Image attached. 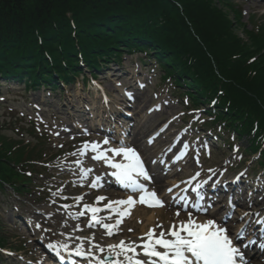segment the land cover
Listing matches in <instances>:
<instances>
[{
	"label": "trees",
	"instance_id": "16d2710c",
	"mask_svg": "<svg viewBox=\"0 0 264 264\" xmlns=\"http://www.w3.org/2000/svg\"><path fill=\"white\" fill-rule=\"evenodd\" d=\"M230 2L0 0V80L55 89L83 73L79 54L96 77L123 52H143L179 97L194 108L210 106L214 124L248 141L264 167V26L248 29ZM28 131L36 144L0 134V207L1 198L31 194L44 169V144L32 126ZM7 245L0 237V247Z\"/></svg>",
	"mask_w": 264,
	"mask_h": 264
},
{
	"label": "rangeland",
	"instance_id": "374dc122",
	"mask_svg": "<svg viewBox=\"0 0 264 264\" xmlns=\"http://www.w3.org/2000/svg\"><path fill=\"white\" fill-rule=\"evenodd\" d=\"M230 3L232 7H237L241 20L248 29L253 28L255 24L264 26V3L253 0H231ZM231 15L234 17L232 12ZM144 58L140 54H125L123 58L118 59L120 66L114 63L104 64V70L99 76V88L92 85L85 89L84 84L91 78L86 68L83 71L84 79L80 77L73 84L64 85V82H60L61 87L55 90H45L42 87L35 92H29L23 83L0 80V134L17 141L16 144L34 143L33 136L27 131L29 122H33L42 134L41 141L50 143L46 144L44 155L52 157L48 161V171H42L36 176L35 184L38 188L36 187L31 195L8 196L7 201L1 198L4 206L0 208V237L8 241L9 247H18L21 250L19 254H24L25 264L32 261L51 264L49 255L44 254V243L48 246L59 245L62 248L67 244L73 249L80 243L77 237H94L95 243L101 246L107 242L103 234H89L90 230L84 227L85 222L76 220L74 216V213L83 212L81 207L79 209L83 202L104 209L110 202L108 192L121 191L109 185L97 188L90 186L97 176L101 177V180L110 179L101 174L104 166L92 158L94 154L89 158H84L88 150L81 154V143L84 139L91 144L96 143L94 139L98 137L106 138L95 129L97 125L102 124L105 129L113 131L117 138L130 141L138 132L144 131L145 135L138 137V142L152 157L159 154L167 142H188L192 146L206 147L205 143L208 141L209 149L206 151H210L208 156L211 158L208 159L204 153L202 160H199L194 153L189 166L179 172L178 177L181 180L187 179L203 166L207 169L217 166L218 170L215 172L220 177L234 178L239 175L246 181H257L259 187L264 186V169L257 166L255 159L247 161L242 155L241 150L247 147L246 141H237L233 135L220 128H204L203 125L212 121V117L203 110H190L191 105L175 94L176 88L170 80H164V73L156 62L145 63L142 61ZM100 90L108 94V106L103 105L105 100H101ZM127 92L133 94L134 102L131 104L126 101ZM86 108L91 110L87 111ZM120 111L132 113L131 123L118 117L116 113ZM111 118H115L112 123ZM162 125L167 131L161 132L152 143H148L147 139ZM171 134L174 135L170 136ZM82 166L84 169H91L86 177H83L82 170H79ZM78 172L81 174L79 180L76 179ZM85 178L90 179L85 181ZM243 189L244 186L238 187L240 193ZM257 195L262 207L264 193L258 192ZM75 197L83 199L77 201ZM98 197L105 199L97 203ZM65 205L69 207H64ZM223 205L224 203H221L217 208ZM159 210L162 222L157 214L155 222L147 224V218L153 212L144 207H137L134 214L118 229L120 233L116 238L131 240L145 236L150 229L159 228L158 225L168 227L176 219L174 217L177 212L182 214V211L168 207H161ZM226 210L222 208L217 212V218H228L225 225L239 226L244 223L239 215L230 214L231 212ZM166 211L170 215H167ZM89 223L90 221H87L86 226ZM78 227L81 231L77 230ZM88 247L86 239L84 248ZM95 254L101 255L99 252ZM1 258L0 264H17L2 256Z\"/></svg>",
	"mask_w": 264,
	"mask_h": 264
},
{
	"label": "snow or ice",
	"instance_id": "6c2138e0",
	"mask_svg": "<svg viewBox=\"0 0 264 264\" xmlns=\"http://www.w3.org/2000/svg\"><path fill=\"white\" fill-rule=\"evenodd\" d=\"M104 144H108V140L105 139ZM187 148V145H185ZM90 149L95 155L92 157L95 160H103L109 164L111 168L116 169L112 173L113 176L126 188H130L132 192H140L139 200H133L131 196L127 200L110 201L106 206V209H100L85 205V211L91 212L92 217L89 223V227H94L95 224H100L105 230L106 234L111 236L118 231V226L122 222L123 217L130 215L131 208L136 203L146 204L149 207H163V201H161L155 192H149L148 189L138 183L137 177H143L145 180H151L147 169L139 155V153L131 147L121 145L119 148H110V151L115 156H123L127 163H114L112 159L107 155V151H101L100 145L97 143H85L81 154L84 150ZM79 163V162H78ZM91 169H82V176L86 177ZM191 184V181L187 182ZM93 188L101 186V177L97 176L90 185ZM198 185L196 186L197 198L202 199L198 192ZM169 192L172 189H168ZM186 191V190H185ZM67 199V197H65ZM77 201L82 200L83 197H75ZM105 197H98L97 203L104 200ZM175 199V198H174ZM181 199L187 201V197H181ZM124 206L128 208H114L113 205ZM186 206V205H185ZM194 207H199L194 204ZM64 207H69L65 205ZM109 210L114 212L119 217L115 225L104 223L105 218H97L96 213ZM78 216L84 215V212L77 214ZM179 215V212L176 213ZM245 215H248L245 213ZM258 215V214H257ZM110 218V217H108ZM243 219V217L241 218ZM262 227H264V221H258ZM39 227V225H37ZM163 229L162 225H158ZM80 230V229H77ZM131 231V229H129ZM247 230L242 229L237 234V240H243L246 236ZM171 238H168V237ZM80 243L74 250H70V246L63 245V251L68 254L69 257L75 255L77 257L88 260L91 264L92 261L95 264H248L247 258L244 253L241 252V247L247 248L256 241H249L247 244L241 246H235L233 240L229 237L227 228L221 225H217L214 220L210 219L206 223H198L191 218L189 214V220L182 222L178 229L176 225H172L171 228L165 232L161 230L157 235L155 229H150L146 234V237H140L139 243L136 241H124L121 240L118 244H110L107 246V253L105 254V247L95 243L94 237H77ZM87 239L89 247L86 250L84 248V241ZM50 249L57 251L56 245H49ZM261 249H264V243L260 244ZM140 249L138 252L137 249ZM163 249V251L159 250ZM95 250V251H93ZM95 252H99L101 255L97 256ZM143 256L146 259H141Z\"/></svg>",
	"mask_w": 264,
	"mask_h": 264
},
{
	"label": "bare ground",
	"instance_id": "6f19581e",
	"mask_svg": "<svg viewBox=\"0 0 264 264\" xmlns=\"http://www.w3.org/2000/svg\"><path fill=\"white\" fill-rule=\"evenodd\" d=\"M145 135V133H144V131H140V132H138V134H137V136L129 143V145L131 146V147H134V148H136V149H138L140 152H142V150H141V145L139 144V142H138V137H143ZM99 141H102L103 139L102 138H100V137H98L97 138ZM140 152H138L139 153V155H141L142 153H140ZM143 154H145V153H143ZM110 158L112 157V156H110V155H108ZM115 156V155H114ZM112 159V158H111ZM125 163H127V161L125 162ZM155 172L157 173V169H155ZM163 180H165L163 177H161L160 175H158V179H157V181L154 183V187L155 188H157V189H161V183L163 182ZM172 182L170 181V182H168V184H171ZM129 190V189H128ZM130 193H132L131 191H128L127 192V195H128V197H126V199L125 200H127L128 198H129V196H131L132 198H133V200H135V198H134V194H130ZM139 194V193H138ZM113 195V194H112ZM113 196H119V195H117V194H114ZM136 205V204H135ZM124 206H126V205H124ZM145 206L147 207V208H154L155 209V211L154 210H151L152 212V214L147 218V224H152L153 222H155V219H156V215L158 214V218H159V221L160 222H162V219H161V217H160V215H161V212H160V210H158V209H156V208H158V207H149V206H147L146 204H145ZM166 214L167 215H170V213H168V211H166ZM181 217H183V216H181ZM174 218H176V219H178V218H180V217H174ZM191 218L192 219H194L196 222H198V223H206L208 220H210V219H212V220H214L215 221V223L217 224V225H220L219 223H218V221H216L214 218H213V215L212 214H210L209 213V215L208 216H205V217H202V218H200V219H197V218H194V217H192L191 216ZM183 221H185V222H187L188 220H189V216L188 215H185V217H184V219H182ZM179 227V226H178ZM178 229V228H177ZM169 230V229H168ZM168 230H166L165 232H167ZM261 237V236H260ZM168 238H171L170 236L168 237ZM124 241H126V242H128V241H131V240H124ZM140 242V241H139ZM138 241H137V243H139ZM119 243V242H118ZM118 243H111V240H108L107 241V243L105 244L106 246H108V245H110V244H118ZM140 249L138 248L137 249V251H139ZM159 250H161V251H163V249H159ZM254 251H255V255H254V260H256V261H253L252 263H250V264H264V251L263 250H261V249H253ZM35 253H37V250H35ZM141 259H144V257L143 256H141L140 257ZM262 259V260H261Z\"/></svg>",
	"mask_w": 264,
	"mask_h": 264
}]
</instances>
